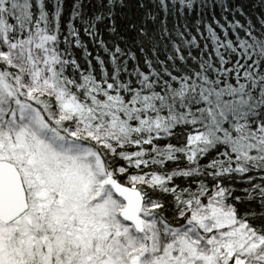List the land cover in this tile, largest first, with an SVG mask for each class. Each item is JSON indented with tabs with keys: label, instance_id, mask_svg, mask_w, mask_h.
<instances>
[{
	"label": "snow or ice",
	"instance_id": "1",
	"mask_svg": "<svg viewBox=\"0 0 264 264\" xmlns=\"http://www.w3.org/2000/svg\"><path fill=\"white\" fill-rule=\"evenodd\" d=\"M0 264H264V0H0Z\"/></svg>",
	"mask_w": 264,
	"mask_h": 264
}]
</instances>
